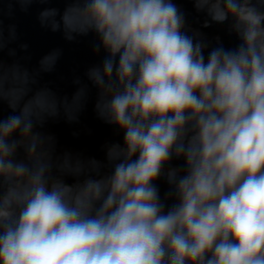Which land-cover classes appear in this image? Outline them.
Listing matches in <instances>:
<instances>
[{
  "label": "clouds",
  "instance_id": "1",
  "mask_svg": "<svg viewBox=\"0 0 264 264\" xmlns=\"http://www.w3.org/2000/svg\"><path fill=\"white\" fill-rule=\"evenodd\" d=\"M11 2L27 13L52 0ZM190 2L204 27L227 23L238 43L209 48L190 35L176 0L40 10L41 27L69 41L94 35L105 53L87 72L98 115L122 135L104 172L93 161L94 175L53 174L34 130L46 94L6 89L0 62L11 109L0 114V264H264V0ZM8 31L14 40L16 26ZM10 72L18 78L19 66Z\"/></svg>",
  "mask_w": 264,
  "mask_h": 264
},
{
  "label": "water",
  "instance_id": "2",
  "mask_svg": "<svg viewBox=\"0 0 264 264\" xmlns=\"http://www.w3.org/2000/svg\"><path fill=\"white\" fill-rule=\"evenodd\" d=\"M176 2L187 15L189 34L200 33L209 48L218 43L225 47L238 43L235 35L229 32L227 23H212L210 27H204L206 17L196 13L190 0ZM65 6L63 0L37 2L31 5L27 13H23L18 4L3 0L0 3V19L3 20L5 46L0 51V62L7 77L6 89L13 86L27 88L25 100L37 93L46 94L44 108L35 109L41 119L34 130L43 138L39 152L51 163L53 174L60 175L61 169L70 170L80 166L85 173L94 175L93 161L100 166L99 171H107V148L119 142L122 135L115 126L107 124L98 115L96 104L99 89L87 76L88 69L99 65L105 55L103 50L94 52L93 45L98 42L96 37L89 35L69 41L62 31L52 32L40 25L37 17L41 9L54 7L62 11ZM12 24L16 26L14 40L9 39L8 29ZM22 45H27V48H22ZM13 50L15 54L11 55ZM53 54L56 59L52 66H43L42 59ZM14 65L20 68L19 77L15 79L10 72ZM81 90L82 94L78 96ZM10 112L7 100L0 103V114L7 117ZM65 178L72 182L71 175ZM158 186L163 195L168 187L163 178L158 181Z\"/></svg>",
  "mask_w": 264,
  "mask_h": 264
}]
</instances>
